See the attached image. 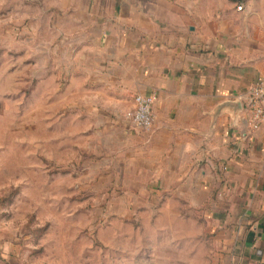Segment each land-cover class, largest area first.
<instances>
[{
    "label": "rangeland",
    "instance_id": "1",
    "mask_svg": "<svg viewBox=\"0 0 264 264\" xmlns=\"http://www.w3.org/2000/svg\"><path fill=\"white\" fill-rule=\"evenodd\" d=\"M206 1L264 20V0ZM96 9L0 0V264H237L205 206L161 188L135 149L131 97L82 42Z\"/></svg>",
    "mask_w": 264,
    "mask_h": 264
},
{
    "label": "crops",
    "instance_id": "2",
    "mask_svg": "<svg viewBox=\"0 0 264 264\" xmlns=\"http://www.w3.org/2000/svg\"><path fill=\"white\" fill-rule=\"evenodd\" d=\"M100 1L82 42L98 80L116 100L131 97L135 149L161 188L205 206L235 263L264 264V119L253 129L247 111L264 76V20L230 22L226 6L206 0ZM138 94L155 99L147 130L126 118Z\"/></svg>",
    "mask_w": 264,
    "mask_h": 264
},
{
    "label": "built area",
    "instance_id": "3",
    "mask_svg": "<svg viewBox=\"0 0 264 264\" xmlns=\"http://www.w3.org/2000/svg\"><path fill=\"white\" fill-rule=\"evenodd\" d=\"M154 97L138 94L134 97V108L126 113L130 125L138 130H147L153 126ZM247 111L250 114V125L258 129L264 119V76L259 77L250 88V99Z\"/></svg>",
    "mask_w": 264,
    "mask_h": 264
}]
</instances>
